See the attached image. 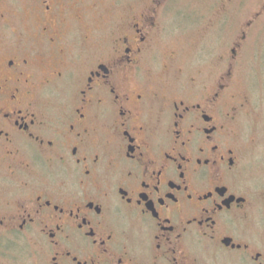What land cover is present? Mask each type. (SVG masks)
Returning <instances> with one entry per match:
<instances>
[{
  "label": "flooded vegetation",
  "instance_id": "obj_1",
  "mask_svg": "<svg viewBox=\"0 0 264 264\" xmlns=\"http://www.w3.org/2000/svg\"><path fill=\"white\" fill-rule=\"evenodd\" d=\"M112 2L0 0V264H264L235 62L161 75L167 0Z\"/></svg>",
  "mask_w": 264,
  "mask_h": 264
},
{
  "label": "rangeland",
  "instance_id": "obj_2",
  "mask_svg": "<svg viewBox=\"0 0 264 264\" xmlns=\"http://www.w3.org/2000/svg\"><path fill=\"white\" fill-rule=\"evenodd\" d=\"M148 1L123 5L139 8ZM112 4L103 0L97 12L109 17ZM160 18L163 39L152 53L159 74L171 54L173 74L179 70L204 81H216L228 60L235 62L234 92L252 105L242 115L240 133L257 154L264 150V0H167Z\"/></svg>",
  "mask_w": 264,
  "mask_h": 264
}]
</instances>
